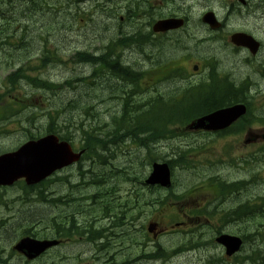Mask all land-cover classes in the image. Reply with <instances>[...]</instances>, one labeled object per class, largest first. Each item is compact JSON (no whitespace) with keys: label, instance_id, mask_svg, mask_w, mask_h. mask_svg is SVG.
Instances as JSON below:
<instances>
[{"label":"rangeland","instance_id":"rangeland-1","mask_svg":"<svg viewBox=\"0 0 264 264\" xmlns=\"http://www.w3.org/2000/svg\"><path fill=\"white\" fill-rule=\"evenodd\" d=\"M107 1L108 0H106L105 3L108 5L109 9H113L116 6L121 5H116L112 0ZM254 1L258 3L256 5L258 8L263 9L261 1L264 0ZM190 3L191 1L189 0L188 4ZM29 6L30 4L27 0H0V36L8 39L10 38V40L14 39V45L18 43V46L14 48V51H16V54L19 56L35 53L34 58L38 59L39 55H41V53L38 52L39 49L30 46L27 41H24V38L26 37L28 40H31L41 33V28L39 27L41 24V17L40 15L32 14L31 12H33V10L32 8H29ZM96 6V1H83L82 7L74 12L77 13L85 9L90 17H86V22L84 24L75 23L73 28L71 27L75 20H69L66 21L65 24H61L65 25L68 36L63 38V40L57 39V35L61 34L58 28L50 30V45H57L61 47V51H59L55 46H50L52 51L55 52V55H59V58L62 61H68V63L62 62L58 60L57 57H54V61L51 62L48 67L43 68V62L36 61L35 68L31 69L30 66H27L26 72L32 75L34 73H38L41 79L45 81L49 80L62 83V79L66 76L84 70V67L82 66L70 64L72 56L68 55L69 51L74 49L83 50L85 48L92 49L93 46L99 47L101 45V41L107 43L110 38L112 40L116 37L117 30L121 27L118 25V20L121 19V17H124L122 20L127 22L125 13H122L116 19L107 14L104 10L102 11L96 8ZM191 9V16L197 18V16L204 11V6L200 4L199 6H194ZM91 10L94 12L91 13ZM124 10L126 12L125 8ZM154 11L156 13L160 12L159 9ZM170 11L174 10H163L165 13ZM186 11L187 10H175V12L180 14H186ZM28 14H32L34 16L32 20L28 19ZM150 16L154 17L155 13H148L147 17ZM39 17V21L36 22ZM155 18H157V16H155ZM136 22L139 23L140 27L145 28V32L149 33L150 27L146 25V22L141 23V18L136 19ZM103 24H106V29L103 27ZM87 26L90 27L87 28ZM125 29L130 30L128 23H126ZM203 33H205L204 26L194 28L193 25H190L184 31L185 35L193 34V36L201 35ZM161 36L162 35L155 36V34L151 33L152 39H158L161 38ZM125 37H128V32H126ZM163 39L166 38L163 37ZM178 40V37H172L168 42L158 45L155 49L149 46V43L146 41L144 43V47H146L145 53H141L139 50L132 52V50L129 49L122 56L121 61L126 66L130 65L146 70L154 63L155 57L159 51H161L163 55H171L170 52H173L176 49ZM39 44H41V41H39ZM40 47H43V43ZM153 50H155L154 54L152 53ZM98 51L101 54L104 50L98 49ZM74 79L79 81L81 77H74ZM97 84L96 89L80 85L75 90L72 88L61 89L60 87L53 91L34 90L36 96L33 100L35 101L37 107L32 108V113L36 114L33 117H37L39 121L35 120V122L38 121L36 122L38 124H34V121H32L31 124L19 121L18 126L15 125L12 127L10 132L7 133L9 135L4 134L6 136L0 137V154L6 151L14 150L22 143L30 139L25 131L26 128H30V130L37 135L42 134L45 130L46 122H48L46 114L49 111L56 115L60 126H66V129L71 131L76 130L73 135L78 139H80V133H83V129H88L89 125H100L99 129L101 130L100 132L102 137H104L106 133L108 135L106 137L108 141L105 145L113 152V162L97 158L94 166L97 165L98 167L94 169H99V171L95 172L98 173L97 180L99 181L90 178V175L81 178L77 168L63 171L62 176L58 177V179L68 181L69 185H71V181L73 182V185L78 184L81 181V186L86 185L84 183L86 179H92V183L88 184L90 185L89 188H86L87 186H85V188L83 187L82 189H77L73 192V194L75 193L77 196L84 195L85 198H88L93 193H99L97 195L101 196V198L104 197L106 204L113 207V209L108 213L114 216V218L122 219L121 221H124L125 219V226L111 229V223L113 221L112 217L107 219L103 218L104 211L100 210L99 207L94 208L91 201L78 203L75 206L74 211L78 208V210L82 212L80 215L85 214L86 219H97L98 222L96 221V224L98 226L109 230L106 232V237L97 239L95 242H89L86 237H73V240L67 242L65 241L63 246L53 249L47 255L43 256V258L33 263H27L24 259H22L23 257L15 254L12 255V253H14L12 249L13 245L23 237L26 230L31 229L39 233H49L46 232V227L49 225L50 220L52 225L60 222L61 218L63 220V213L67 210L65 205L61 206V196L69 192L70 186L62 184L58 179L52 180L48 183L49 200L47 203L42 200H35L33 196L28 198L29 196L27 192L23 190L22 183H17L11 187H0V223L4 221L5 226L0 232V257H4L3 260H7V264H150L151 262L149 261H135L133 259L140 257L144 251L148 253L155 251V245L157 244H162L166 249H173L182 242L193 238H205V240L211 239L212 241L215 237L213 234V230H215V228H224L226 232L240 235V227L250 226L251 224H258V226L259 224H264V212L262 210L258 211L253 219H251L250 215L245 219L239 220L237 224L230 222L227 226L218 218L209 216L208 218H210V221L207 220V217L202 214L205 212L203 204H199L196 201L189 203L190 194L185 190L190 186L192 177L189 176L187 170L182 168H179L178 172H176L175 187L177 193H183L184 197L177 201L171 198V201H168L170 207L172 205H176V207L169 208L165 212L162 211V213L158 212L153 205H151V203L154 199H160L162 195H165L163 191L161 195L159 194V191L154 195L149 190H144V187L141 184L130 180V177L133 176L139 178L144 177V170H146L147 174L150 172L149 167H142V156L145 155L147 151L141 147L135 146L131 150L130 154H124L120 151V143L113 140L114 137L111 133L113 130L112 117L118 113L121 114L123 99L128 97L127 90H132L133 85L129 83L127 84L124 80L115 75L112 76V80L107 78L105 79V77H103L100 82H97ZM167 86L168 80H164L162 83H158L157 85L162 94H164V92L166 93V90H163V88H166ZM153 87L154 86L144 91L146 99H141L138 103L141 101L142 104L146 102L150 104L153 102L152 97H157V95L153 92ZM25 93L26 92L24 90L16 89L15 91V95L18 97H24ZM141 97H143V95L138 96V98ZM82 98H85L86 100L83 99V101H87V103L92 107L93 111L89 113V116L85 115L83 108L79 109L81 104L80 100H82ZM261 98H263V96H261ZM198 101L199 100L194 101V108L200 107V105H198ZM43 102L48 104V106L44 107ZM87 103L86 105H88ZM61 105L63 107H61ZM83 105H85V103H83ZM73 106H75L74 110ZM93 113H95L96 119L90 117ZM153 113L162 114V110L160 107H155ZM178 116L179 113L176 112L174 114V118L176 119ZM11 121L7 124V126H11ZM105 124L108 126H104ZM81 125H83V127H80ZM78 128L80 129L78 130ZM169 129L175 130L176 132L178 131L176 124L169 125ZM127 139L130 142H134L133 140L139 139V136L134 138L127 137ZM229 139L234 141L232 144L235 147L244 141V137L239 134H233L232 138ZM189 140V137L186 139L176 137V135H169L164 139H158L154 141L155 150L153 155L155 156H152L149 160H168L171 153L181 147L184 148ZM221 144H223V141L219 144V146ZM226 144L227 143H224V145ZM212 145L218 146V143H214ZM227 147L232 149V146ZM260 147L261 145L250 144L248 147H244L242 149V154L239 156L245 157L247 155H251V152L255 153V159L250 165L255 167L258 162V177L252 176V183L249 178L242 177V180L247 184L243 187H236V190H243V193L241 194L239 191H236L233 194L235 200H232L231 197H229L223 206L218 205V210L221 211L226 208V210L232 211L236 209V206L249 202L247 199L248 197H251L255 202H262V204H264V201L262 200L264 199V159L260 158L261 156H264V152L260 150ZM259 150L262 152L259 153ZM233 156L234 155L230 153L229 149L223 150L219 161H215L212 157L214 160L213 162L217 164V167L214 165L213 168L210 167V169L204 168L206 170L203 171L202 174H217L218 169L224 168L223 164L227 163ZM93 167L90 162H87L84 164L83 171H89L90 169L92 171ZM117 171L119 173L130 172L131 174L128 175V178L121 177L119 179L117 177ZM110 173L111 179L108 177L110 176ZM225 173L233 174L234 172L225 171ZM242 174H244V172L239 173V175ZM132 180H134V177ZM251 184L252 186L246 190V188ZM229 195L230 193L223 199L225 200ZM100 200L101 199H99V201ZM86 204L91 205L87 208H83V205ZM215 205L216 204H212L209 208H207V211H211ZM188 207H192L191 213L188 212ZM195 208H198L197 212H201L198 214L201 218L197 217ZM166 214H170L175 217L172 224L167 225L169 221ZM186 214L188 215V218L184 217ZM152 217H155L156 220L159 218L164 227L175 225L176 222L182 220L191 221L192 223L182 228L180 226L175 227V225L174 227L176 228L175 230H177L176 232L158 238L159 240L157 242H155L154 239L153 242H150L151 237L147 234L148 231L146 230V226ZM77 218H80L81 221H83V218L79 216ZM195 219H197L198 222L193 223ZM196 227H198V232L204 231L205 233H195ZM54 228L57 231L59 229L58 227ZM122 228L125 232L123 236L120 234ZM144 244L146 245L144 246ZM216 251L219 252L218 248ZM186 253L174 256V263L190 264L196 262L198 258L207 256V250H205V247ZM78 255L80 257H78ZM128 260L130 261L128 262ZM205 261L209 264V261ZM0 264L3 263L0 262Z\"/></svg>","mask_w":264,"mask_h":264},{"label":"flooded vegetation","instance_id":"flooded-vegetation-1","mask_svg":"<svg viewBox=\"0 0 264 264\" xmlns=\"http://www.w3.org/2000/svg\"><path fill=\"white\" fill-rule=\"evenodd\" d=\"M218 1L220 6L215 12L220 26L214 30L210 25H206L205 35L206 45H211L219 53L216 61L218 68L214 71L213 67L210 69L208 66L206 76L209 80L216 79V76L220 80L217 94L220 108L244 104L247 114L234 121L228 128L215 132L214 141H223L222 146L227 143L225 148H228L227 146L232 144L229 138L233 134L243 136L242 143L236 147L232 145L233 155L240 156L244 147L250 144H264V8H258L256 6L258 3L254 0ZM210 10L207 8V11ZM237 33H244L247 36V38L243 37V44L233 39ZM178 85L177 82V87L173 89L177 90ZM213 88L214 84L208 86V89ZM213 98L208 96L207 103H210ZM7 116L8 114H1V117ZM200 157H202L200 154L196 155L194 160ZM54 231L55 228H52L50 220L46 227V232H49L47 238L57 239ZM96 239L97 236L94 237V241ZM62 240L64 242L63 238ZM207 261L209 264H228L230 261H236L237 264H257L251 259L217 258Z\"/></svg>","mask_w":264,"mask_h":264},{"label":"water","instance_id":"water-1","mask_svg":"<svg viewBox=\"0 0 264 264\" xmlns=\"http://www.w3.org/2000/svg\"><path fill=\"white\" fill-rule=\"evenodd\" d=\"M169 25L171 23L165 21L159 23L156 28H167ZM240 107L242 106L216 111L196 122L195 127L212 128V126H217L218 123L219 127L225 126L244 112ZM206 123L211 124V126H208ZM72 154L69 144L59 142L58 138L54 135H49L36 141H30L18 151L0 157V183L9 182L5 180V177L6 173L11 171V169L14 172L13 180L23 175L31 180L43 178V176H46L53 170L70 164L75 159V156ZM150 181H160L164 185H169V170L167 167L158 166ZM221 241L225 242L224 236ZM29 245H35L39 253L44 250L48 242H34L31 239H24L18 247L30 249Z\"/></svg>","mask_w":264,"mask_h":264},{"label":"trees","instance_id":"trees-1","mask_svg":"<svg viewBox=\"0 0 264 264\" xmlns=\"http://www.w3.org/2000/svg\"><path fill=\"white\" fill-rule=\"evenodd\" d=\"M26 28H27V26H26ZM127 38V37H126ZM27 41H28V39H27ZM27 50H29V49H27ZM121 73H122V71H121ZM34 83H36L37 84V86H42V81H38V80H32ZM69 83V82H68ZM49 85H47V87L48 88H50V89H52L53 88V84L52 83H48ZM70 84V83H69ZM83 99H85V98H82V100H80L81 102V104H80V107H79V109H81V108H85L86 106H87V108H88V111L90 112V111H92V108H91V106L87 103V101H83ZM86 100V99H85ZM163 100H164V97H163ZM83 103H85V105H83ZM86 103L88 104V105H86ZM144 104V103H143ZM56 108H58V107H56ZM74 108H75V106H73V110H74ZM67 110H68V108H67ZM137 110L139 111V112H141V113H143L144 112V110L143 109H141L139 106H137ZM89 114V113H88ZM92 115H94V114H92ZM120 114L118 113L117 115H115L114 117H112V124H113V130H112V136L114 137L113 138V140H115V136L118 134V130L115 128V126H114V123L115 122H117V119L118 118H120ZM50 118H51V128H50V131H59V130H64L63 129V127L62 126H59L58 125V118L56 117V115L53 113V112H51V115H50ZM35 120H38L37 119V117H35V118H33V123L34 124H38V123H36V122H38V121H36L35 122ZM66 125V124H65ZM104 126H108L107 124H105ZM81 127H83V125H81ZM142 131H145V129L144 128H142L141 129ZM84 132H85V134L87 135V136H89L90 138H91V141H90V145L91 144H93L94 145V141L95 142H97V143H101V142H103L104 144H106V142L108 141L107 139H106V137L108 136L107 135V133H106V135H104V137H102V140L100 139V138H94L93 139V136L95 135L92 131H90V130H88V129H86V130H84ZM109 134V133H108ZM136 136H138V135H136V134H134V133H131L130 135H126V137H128V138H134V137H136ZM65 139H68L67 137H66V135H64L63 136ZM94 140V141H93ZM130 179H131V177H130ZM132 179H133V177H132ZM256 208H258V209H261L262 207H261V205H258ZM252 209V207H250V210ZM251 212V211H250ZM245 215V213H238L237 215H236V218H242L243 216ZM245 219V218H244ZM59 228V227H58ZM58 231H59V229H58Z\"/></svg>","mask_w":264,"mask_h":264},{"label":"bare ground","instance_id":"bare-ground-1","mask_svg":"<svg viewBox=\"0 0 264 264\" xmlns=\"http://www.w3.org/2000/svg\"><path fill=\"white\" fill-rule=\"evenodd\" d=\"M213 37V36H212ZM212 37H210V38H212ZM30 51V50H29ZM122 71V70H121ZM112 80V79H111ZM119 80V79H118ZM114 81H116V80H114ZM119 83V82H118ZM123 83V82H122ZM128 84V83H127ZM113 85V84H112ZM124 85V84H123ZM142 103V102H141ZM108 130H109V127H108ZM98 166L97 165H95L94 167H93V171L94 172H97V171H99V169H97V170H95L94 168H97ZM131 180H132V177H131ZM82 182L80 181V183L78 184V185H76V186H72V187H69V192L67 193V194H65V195H63V196H61V206H63V205H65L66 206V212H64L63 213V215H64V217H63V220L64 221H68L71 217H74V216H76L77 214H80V211L78 210V208L74 211V208H75V206L79 203L78 201H77V195H75V193L73 194V192H75L77 189H82L83 187L85 188V186H87L86 188H89L90 187V185H88L89 183H92V179H86L85 181H84V183L86 184V185H83V186H81L82 184H81ZM69 185V184H68ZM67 185V186H68ZM66 186V187H67ZM70 186V185H69ZM65 187V188H66ZM68 188V187H67ZM64 190V189H63ZM87 198V197H86ZM86 205H88V204H86ZM80 217V216H79ZM80 219V218H79ZM59 231H62V229H60L59 228ZM78 257H80L79 255H78ZM77 258V257H76ZM75 259V258H74ZM76 261V260H75Z\"/></svg>","mask_w":264,"mask_h":264}]
</instances>
